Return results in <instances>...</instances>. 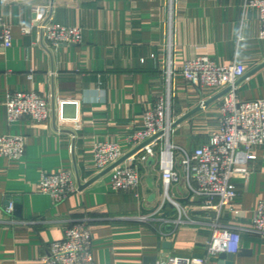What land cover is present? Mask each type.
Listing matches in <instances>:
<instances>
[{
  "label": "crops",
  "instance_id": "crops-1",
  "mask_svg": "<svg viewBox=\"0 0 264 264\" xmlns=\"http://www.w3.org/2000/svg\"><path fill=\"white\" fill-rule=\"evenodd\" d=\"M245 1L54 0L50 8L49 0H0V16L12 34V45L0 46V135L25 140L21 158L0 157V264H42L49 244L62 239L65 228L79 217L89 225L95 264L206 255L210 225L172 228L138 220L160 206L162 215L176 213L164 200L157 154L137 161L140 186L135 197L112 189L110 171L102 173L93 164V146L107 140L124 155L132 151L129 137L142 127L143 113L168 91L174 121L218 93L184 79L182 64L194 56L220 65L241 64L250 74L237 84L239 98L264 99V66L251 72L264 62V41L258 38V12L246 8ZM37 8H44L54 23L79 26L81 42L50 47L34 27L23 34L20 27L33 23ZM8 91H34L46 98L49 119L22 117L9 123ZM65 100L77 102L75 122L58 117V104ZM220 102L173 127L169 140L189 151L206 144L218 130ZM72 111L68 108L67 114ZM254 152L247 174L231 176L237 191L234 210L224 208L220 218L222 225L241 229L232 264H264V238L250 229L256 206L264 200V146ZM175 166L180 169L178 160ZM64 170L73 173L76 186L89 184L56 203L39 191L38 181L42 172ZM168 195L211 221L212 213L199 209L202 200L184 182L171 184ZM9 199H19L22 217L5 213ZM162 242H169V248L161 247ZM218 255L208 256L206 264H218Z\"/></svg>",
  "mask_w": 264,
  "mask_h": 264
},
{
  "label": "built area",
  "instance_id": "built-area-1",
  "mask_svg": "<svg viewBox=\"0 0 264 264\" xmlns=\"http://www.w3.org/2000/svg\"><path fill=\"white\" fill-rule=\"evenodd\" d=\"M246 8L258 12V38L264 41V0H246ZM36 28L41 38L50 47L62 44L80 43L82 29L79 26H65L46 18L44 8L35 10V18L30 25H22L23 34L31 33ZM12 45L11 25L0 16V46ZM185 80L197 87H208L218 92L229 87L220 97L218 130L212 133L206 144L195 147L192 151L174 144L169 140L174 118L170 113V92L159 97L152 107L143 113L142 127L133 132L129 143L135 148L149 140L139 150L129 155L110 170V183L115 191H130L139 197L140 176L137 161H146L158 156V167L164 188V200L175 209L172 217L162 215L160 206L151 214L138 217L145 223H157L177 228L185 225L211 226V235L206 248V255H173L156 264H206L208 256L221 252L235 254L240 249L241 229L220 223L222 210L233 212V203L237 196L231 182L234 173L247 174V164L256 159L255 148L264 146V99L242 100L237 93L236 81L245 74L241 64L220 65L207 56H194L181 67ZM31 77V75H29ZM6 118L9 123L22 117L36 122L49 119L48 100L34 91H8L5 97ZM72 109L67 114V109ZM60 120L76 121L77 102L60 101L58 104ZM25 152V140L21 135H0V157L19 159ZM123 152L111 141H98L93 146V164L97 170H104L114 164ZM178 160L180 169L176 168ZM184 182L187 191L200 198V210L212 213L211 221L207 216L193 215L185 206H181L168 195L171 184ZM41 193L49 195L54 202H60L75 192L76 186L71 171L57 173L42 172L38 181ZM14 201L8 200L4 211L13 213ZM250 229L264 238V200H260L251 220ZM42 264H95L92 259L91 231L85 217L75 219L64 230L62 239L52 241L47 253L42 256Z\"/></svg>",
  "mask_w": 264,
  "mask_h": 264
},
{
  "label": "water",
  "instance_id": "water-1",
  "mask_svg": "<svg viewBox=\"0 0 264 264\" xmlns=\"http://www.w3.org/2000/svg\"><path fill=\"white\" fill-rule=\"evenodd\" d=\"M54 0H49V7L51 8L53 5ZM264 66V62L261 63L260 65H258L257 67H255V69H253L251 72H254L255 70H257L258 68ZM250 73H246L244 74L241 78H239L236 81V85L245 77H247ZM229 90V87L219 91L218 93H216L215 95H213L212 97H210L209 99L200 102L195 108H193L192 110L188 111L187 113H185L182 117L176 119L173 123H172V127H175L176 125L180 124L181 122H183L184 120H186L188 117L192 116L194 113L200 111L201 109L207 107L210 103L216 101L217 99H219L223 94H225L227 91ZM53 114V111H52ZM147 142H149V140L144 141L143 143H141L140 145H138L137 147H135L132 151H130L129 153H127L126 155H123L118 161H116L114 164H112L111 166L107 167L106 169H104V172L110 171L112 169V167H114L115 165L123 162L129 155L133 154L134 152H136L137 150H139L144 144H146ZM149 161H152V158L149 159ZM89 183H84V184H80L79 182L77 183V187L78 190L84 188L85 186H87ZM14 207H13V214L17 217H22L21 215V205L19 204V199H15L14 200ZM6 205L8 204V200L5 203ZM170 243L169 242H162L161 243V247L163 248H169ZM232 254H226L224 252L219 253L218 255V264H232L231 263V259H232ZM148 261H150V264H156V257L152 256V257H145L144 258V264H147Z\"/></svg>",
  "mask_w": 264,
  "mask_h": 264
},
{
  "label": "rangeland",
  "instance_id": "rangeland-1",
  "mask_svg": "<svg viewBox=\"0 0 264 264\" xmlns=\"http://www.w3.org/2000/svg\"><path fill=\"white\" fill-rule=\"evenodd\" d=\"M172 138L174 139V135L172 136Z\"/></svg>",
  "mask_w": 264,
  "mask_h": 264
}]
</instances>
